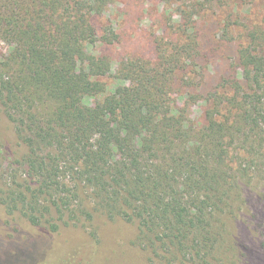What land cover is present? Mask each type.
Here are the masks:
<instances>
[{"label":"trees","instance_id":"obj_1","mask_svg":"<svg viewBox=\"0 0 264 264\" xmlns=\"http://www.w3.org/2000/svg\"><path fill=\"white\" fill-rule=\"evenodd\" d=\"M180 1L162 0L165 9ZM107 5L0 0V41L8 45L0 53V106L26 149L16 161L21 171L10 173L23 199H4L33 226L54 210L58 220L44 219L49 232L79 227L89 237L37 247L33 256L17 247L0 264H97L96 215L134 224V245L149 264L239 258L228 223L250 200L244 187L264 181V55L252 42L242 45L243 81L203 94L193 17L202 6L192 4L193 13L155 35L153 58L116 64L101 53L121 41ZM108 76L117 81L109 88L101 79ZM198 98L202 122L191 113Z\"/></svg>","mask_w":264,"mask_h":264},{"label":"rangeland","instance_id":"obj_2","mask_svg":"<svg viewBox=\"0 0 264 264\" xmlns=\"http://www.w3.org/2000/svg\"><path fill=\"white\" fill-rule=\"evenodd\" d=\"M192 4L202 6L197 12L200 13L197 20V13L193 14L194 30L201 43L197 61L204 72L200 92L213 91L224 81L232 83L233 78L243 81L238 60L240 47L252 42L256 45L255 53L264 55V0H181L166 9L162 0H108L105 16L116 27L121 41L101 47V53L110 55L116 64L129 56L153 58L155 35L167 31L166 27L172 21L188 16L187 12L193 13ZM7 49L8 45L0 41V53H7ZM101 79L108 88L117 82L112 76ZM232 89L227 88L226 93H232ZM204 109L205 102L201 98L191 104L192 116L198 122L203 121ZM25 151L15 137L12 122L0 106V255L21 247L31 248L32 252L26 253L33 256L37 247L60 249L68 242L88 239V230L79 227H61L54 233L49 232L44 219L54 217L58 220L60 215L54 210L42 217L40 226H33L19 207H9L14 203L9 198L4 199V194H18V199H23L16 188L17 183L11 182L10 173L13 167L21 171L16 161ZM244 195L250 200L242 215L233 224L228 223L240 243L239 258L233 257L224 264H264V181L245 186ZM87 225L91 227L89 223ZM93 225L99 234L95 248L97 264H149L148 252L134 245L137 232L134 224L96 215Z\"/></svg>","mask_w":264,"mask_h":264}]
</instances>
